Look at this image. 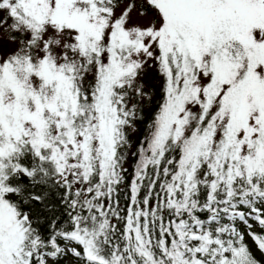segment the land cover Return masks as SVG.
Returning <instances> with one entry per match:
<instances>
[{"label": "trees", "instance_id": "obj_1", "mask_svg": "<svg viewBox=\"0 0 264 264\" xmlns=\"http://www.w3.org/2000/svg\"><path fill=\"white\" fill-rule=\"evenodd\" d=\"M92 3L126 6L111 41L92 58L96 76L76 90L75 103L65 101L56 132L0 141V264H42V252L54 256L52 264L69 257L74 264H264V229L245 240L233 223L236 213L263 210L264 166L242 172L232 121L222 130L251 75L253 59L225 57L230 44L242 48L238 36L214 30L197 58L188 31L176 26L178 40L164 42L154 63L120 84L117 61L138 48L120 42L122 23L133 10L154 14L157 6ZM8 5L16 12L6 18L11 38L36 46L46 23L20 2ZM203 69L210 80L198 100L193 89ZM225 77L235 78L227 91ZM82 136L96 137L84 154L72 161L60 153ZM263 146L264 135L249 152ZM70 240L76 256L62 251Z\"/></svg>", "mask_w": 264, "mask_h": 264}, {"label": "rangeland", "instance_id": "obj_2", "mask_svg": "<svg viewBox=\"0 0 264 264\" xmlns=\"http://www.w3.org/2000/svg\"><path fill=\"white\" fill-rule=\"evenodd\" d=\"M6 1L0 0V141L9 145L35 134L47 136L44 132L47 127L57 131L67 108L65 101L75 103L76 90L88 78L96 76L92 58L111 41L126 6L111 10L96 8L92 0H12L20 2L36 23H46L40 42L34 47L27 43L29 46L24 49L10 36L14 29L8 27L6 18L7 15L16 16V12L11 5L2 6ZM142 1L156 5L158 10L154 14L133 10L124 19L119 40L121 43L137 42L138 48L117 61L118 82L126 84L131 77L137 76L138 70H145L154 63L164 42L177 41L176 26L188 31L187 39L197 58L214 30L222 29L237 35L236 41L242 48L230 44L225 57L233 60L245 55L253 59L251 75L241 86L240 105L235 103L233 113L227 114L222 130L232 121L242 172L264 166V146L249 152L250 143L264 135V0ZM255 54L260 58H254ZM228 70L229 63L223 74H228ZM209 80L203 69L193 89L195 99H204ZM233 84L235 78H222L224 91ZM220 132L221 128L217 136ZM94 140L95 136L79 137L60 153L74 161L78 152L84 154ZM18 173L22 171L18 170ZM263 214L264 206L263 210L234 215L233 223L237 225L240 238L256 240L255 233L264 229ZM24 219L29 221L27 215ZM62 251L68 256H76L77 245L68 241ZM54 260L53 256L42 254V264H52ZM66 264L74 263L69 257Z\"/></svg>", "mask_w": 264, "mask_h": 264}]
</instances>
